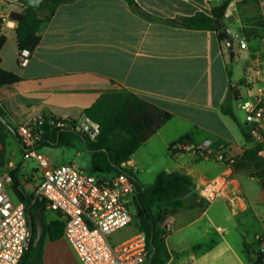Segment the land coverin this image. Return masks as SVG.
I'll list each match as a JSON object with an SVG mask.
<instances>
[{
  "label": "crops",
  "instance_id": "obj_1",
  "mask_svg": "<svg viewBox=\"0 0 264 264\" xmlns=\"http://www.w3.org/2000/svg\"><path fill=\"white\" fill-rule=\"evenodd\" d=\"M134 1L139 10L123 0L61 3L40 25L39 43L30 52L27 65L20 67L18 21L9 17L15 4L0 0V35L5 37L1 67L19 78L13 85L0 87V108L7 123L4 143L0 141L2 169L7 173L18 168L21 188L31 195L36 166L23 161L15 127L38 116L80 120L102 94L133 93L171 115L123 164L142 185L144 179L152 176L154 181L162 171L179 172L191 178L190 193L198 200L200 186L231 174L245 199L237 213L223 199L172 213L164 222L170 254L166 264H229L232 257L236 264H249L243 243L253 242L264 232V188L250 169L232 172L215 159L198 158L190 151L169 152V147L188 136L193 145L208 143L213 150H223L229 159H237L253 146L243 134L246 124L235 101L231 109L237 123L222 114L220 107L230 87L237 98H253L256 86L264 84L253 72L264 77V0H231L227 7L225 27L231 38L240 37L239 49L246 56L236 63V76L215 31L165 23L197 12L209 13L223 0ZM256 21L261 24V36L243 37V29L252 28ZM227 53L232 62L233 46ZM8 136L14 138L19 150L7 142ZM46 214L49 220L59 217L50 211ZM42 264L81 263L61 237L45 239Z\"/></svg>",
  "mask_w": 264,
  "mask_h": 264
},
{
  "label": "built area",
  "instance_id": "obj_2",
  "mask_svg": "<svg viewBox=\"0 0 264 264\" xmlns=\"http://www.w3.org/2000/svg\"><path fill=\"white\" fill-rule=\"evenodd\" d=\"M230 47L229 41L224 42ZM245 47L244 43L240 44ZM30 51L19 49L18 64L25 67ZM256 80L264 82L259 72ZM235 105L243 113L245 132L253 145H264V84L257 85L253 98L239 97ZM49 131L70 129L90 140L99 134L97 123L83 116L80 120L55 116H38L18 124L14 134L22 149L23 161L35 163L31 176L32 201L43 199L47 211L58 214L63 223L62 237L73 249L81 264H146L145 237L135 233L123 242L112 245L109 237L131 223L128 209L134 196V184L124 173L115 175L91 174L74 163L56 166L38 150L44 128ZM173 150L190 151L202 159H215L232 172L235 159H229L223 150H213L208 143L193 145L176 142ZM264 188V176L256 178ZM8 173L0 176V264H18L27 250L31 238L28 208L11 190ZM198 199L211 204L226 201L237 213L245 203L233 175L218 176L199 187ZM258 250L264 254V238L257 236Z\"/></svg>",
  "mask_w": 264,
  "mask_h": 264
},
{
  "label": "trees",
  "instance_id": "obj_3",
  "mask_svg": "<svg viewBox=\"0 0 264 264\" xmlns=\"http://www.w3.org/2000/svg\"><path fill=\"white\" fill-rule=\"evenodd\" d=\"M68 1L71 0H43L36 9L23 5L20 12L22 18L17 22L16 27L18 48H26L31 52L39 43L40 25L50 19L58 5ZM123 1L139 10L134 0ZM230 2L231 0H223L221 5L212 8L209 13L197 12L191 17L165 20V23L190 30L215 31L219 42L224 43L229 41V36L223 30L225 27L223 19ZM260 28L261 24L256 21L252 28L243 29L242 35L246 39L258 38L261 36ZM4 42L5 37L0 35V49ZM18 80L17 75L1 67L0 59V87L13 85ZM236 99L237 93L233 87H230L220 109L222 114L229 116L237 123L231 109ZM83 115L99 126V134L95 140H90L70 129H56L51 132L48 127H45L38 147L44 145L69 147L75 138H80L84 149L90 154L88 171L91 174H126L134 184L132 199L134 212L131 214L130 224L134 225L136 233H142L145 237L146 264H166L170 254L165 245L167 229L164 222L175 211L199 206L202 201L197 200V197L190 193L192 181L185 174L162 171L156 175L151 185L144 186L127 168L123 167V164L171 118V115L130 92L102 94L84 110ZM6 128L5 113L0 108L2 144L4 143L3 131ZM243 134L247 135L244 132ZM177 142H190V139L184 136ZM174 144L170 145L169 152H173ZM2 161L1 152L0 175L5 173L2 169ZM248 169L255 178L264 176V145H253L235 159L234 172ZM6 172L11 176V190L14 196L28 208L27 214L32 227L29 246L18 264H42L43 242L45 239L55 241L61 238L63 223L59 220L45 219L47 213L45 201L43 199L32 201V195L22 190L18 168ZM37 209H40L43 214V235L39 245L34 247L32 241L35 228L32 214ZM258 245L259 241L256 239L251 243H243V254L249 264H264V254L260 253Z\"/></svg>",
  "mask_w": 264,
  "mask_h": 264
},
{
  "label": "rangeland",
  "instance_id": "obj_4",
  "mask_svg": "<svg viewBox=\"0 0 264 264\" xmlns=\"http://www.w3.org/2000/svg\"><path fill=\"white\" fill-rule=\"evenodd\" d=\"M224 22V20H223ZM226 26V25H225ZM233 39V51L235 52V58L231 62L228 56L227 51L229 48L225 46L223 43V48L225 50V57L228 61L229 67L231 66L233 68V73L236 76L237 75V68H236V63L242 59L244 60L246 58L245 53L242 52L239 49V42H240V37L235 38L234 35L232 36ZM12 137V136H10ZM9 136L6 138L7 142L11 143V147H14V149H20L17 142L14 140V138H10ZM41 152L45 154V156L49 159V161L52 164H55L56 166L64 165V164H69V163H74L77 167L80 169L84 170L85 172L89 168V162H90V154L84 149L83 143L80 140V138H75L72 142V144L69 147L66 146H50V145H44L41 147ZM32 163V162H31ZM157 169L154 170V172ZM150 176L149 178H146L142 181V183L145 186H149L153 183V179ZM151 178V179H150ZM27 192V191H26ZM29 193V192H27ZM128 209L131 214L134 212V207L132 200H130V203L128 205ZM46 220L48 219V215L46 214L45 217ZM135 228L133 224H129L128 226L114 232L113 234L110 235L109 241L112 245L119 244L123 242L124 240L128 239L135 233ZM261 235L260 237L264 238V232L259 233ZM229 255L232 257V253L230 252ZM233 261H229V264H236L234 258L232 257Z\"/></svg>",
  "mask_w": 264,
  "mask_h": 264
},
{
  "label": "water",
  "instance_id": "obj_5",
  "mask_svg": "<svg viewBox=\"0 0 264 264\" xmlns=\"http://www.w3.org/2000/svg\"><path fill=\"white\" fill-rule=\"evenodd\" d=\"M8 1L13 2L15 4L14 10L9 14V17L13 20L19 21L22 18V14L19 11L21 10V7L23 5L36 9L40 6L43 0H8ZM223 30L229 36V44H230V47H232L233 39L231 38L229 29L227 27H224ZM230 57H232L231 51H230ZM32 221H33L34 228H35V235L32 241V245L36 247L39 245L40 240L43 235V214L40 209H37L33 212Z\"/></svg>",
  "mask_w": 264,
  "mask_h": 264
}]
</instances>
